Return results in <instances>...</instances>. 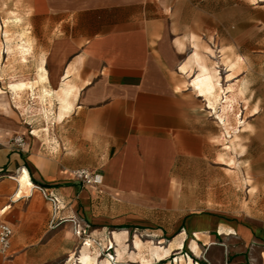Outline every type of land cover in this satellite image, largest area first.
<instances>
[{
	"label": "crops",
	"instance_id": "obj_1",
	"mask_svg": "<svg viewBox=\"0 0 264 264\" xmlns=\"http://www.w3.org/2000/svg\"><path fill=\"white\" fill-rule=\"evenodd\" d=\"M148 1L0 0V33L8 13L18 24L12 33L38 35L11 63L0 50V82L12 80L14 100L31 98L15 106L11 126L0 119V183H18L7 206L0 186V223L14 231L10 259L0 255V264H58L70 254L98 264L86 247L74 253L84 228L120 232L125 253L120 241L131 231L156 232L159 242L141 241L162 264L173 254L174 264H264V221L182 213L197 209L196 198L181 201L173 186L197 178L210 154L212 120L197 98L210 110L211 73L201 58L181 67L191 74L195 63L189 86L197 97L170 79L155 55L164 44H150L142 20ZM11 136L25 138V151L6 144ZM78 170L101 174V186L76 180ZM35 191L56 197L58 209L23 201Z\"/></svg>",
	"mask_w": 264,
	"mask_h": 264
},
{
	"label": "rangeland",
	"instance_id": "obj_2",
	"mask_svg": "<svg viewBox=\"0 0 264 264\" xmlns=\"http://www.w3.org/2000/svg\"><path fill=\"white\" fill-rule=\"evenodd\" d=\"M142 20L144 23L147 21L150 44H164L155 55L166 59L165 69L170 79L178 82L180 88L188 89L197 97L189 86V81L198 70L195 63L192 65L193 73H179L181 67L192 58H201L210 73L219 74L224 89L234 84L240 86L232 91L235 107L231 115V135L226 133L216 114L207 109L204 99L197 98L200 108L212 120L210 154L200 165L197 178L185 177L173 186L177 191L175 196L181 201L194 204L193 198H196L197 209L182 213L248 216L264 221V0H149ZM16 21L6 13V32L0 33V50L5 48L9 63L20 55L17 46L21 41L35 43L38 36L34 33H12L11 30L18 26H15ZM8 46L14 51L11 54ZM11 71V66L5 67L6 79L11 77ZM207 82L209 92L214 91L211 77ZM11 83L12 80L0 82L1 90L6 93L0 96V119H4L10 126L15 106H27L31 99L22 96L14 100ZM39 101L41 99L37 100L38 103ZM50 102L49 99L48 104ZM224 102V94H220L216 105L217 113ZM15 137L11 136L6 144L14 147L12 142ZM0 186L10 193L5 204L7 206L9 199L12 200L15 196L18 183H0ZM192 189L197 190L195 195L189 193ZM23 201H32L38 205L51 204L49 194L39 191L26 196ZM1 223L9 224L5 220ZM84 229L85 233L81 237L77 236L79 242L74 253L78 256L82 248L86 247L92 259L98 260V264H162L151 258L148 248L139 255L134 243L136 238L143 242L157 243L160 238L156 232L131 231L128 242L125 239L120 241L128 246L125 253V247L120 248L116 240V237H120V232L107 231L101 235L93 233L89 228ZM117 249L123 253L120 258ZM175 257L176 254H173L167 262L174 264ZM58 264L79 262L70 254Z\"/></svg>",
	"mask_w": 264,
	"mask_h": 264
},
{
	"label": "bare ground",
	"instance_id": "obj_3",
	"mask_svg": "<svg viewBox=\"0 0 264 264\" xmlns=\"http://www.w3.org/2000/svg\"><path fill=\"white\" fill-rule=\"evenodd\" d=\"M16 38V37H15ZM22 43L20 45H18V51L19 54H21L23 57L29 53V49L26 46V43L24 41H21ZM11 45V44H10ZM16 46V45H15ZM9 47V46H8ZM16 50V51H17ZM12 48L9 47L8 48V52L9 54L12 53ZM14 52V51H13ZM20 55V56H21ZM27 56V55H26ZM195 57V56H194ZM193 59V58H192ZM191 64V63H190ZM186 65V64H185ZM186 67V66H185ZM203 71V70H202ZM182 72V71H181ZM186 72V71H185ZM184 72V73H185ZM212 72V71H211ZM217 72V71H216ZM198 73V72H197ZM204 74V72H202ZM206 78L208 79L209 77H211L212 81L214 82V87L215 89H217L216 91H211L208 93V95L206 96V100L208 103V108L210 109V111L214 112V114H216L218 120L225 126L226 130H227V134L231 135V131L233 130V125L231 124V115L232 112L234 110L235 107V97H234V93L232 91H234L235 89H239V84H234L232 86H229L228 88L224 89L221 83V78L219 76V74H215V73H211V74H207L205 72ZM24 77V76H23ZM13 78V77H12ZM196 79V78H195ZM4 83V82H3ZM26 84V83H25ZM25 84H21V87L25 88ZM70 85V84H69ZM20 86V85H19ZM11 88H13L11 86ZM16 88V87H15ZM23 88V89H24ZM28 88V87H27ZM67 88V87H66ZM70 88V87H68ZM17 90V89H16ZM12 91V90H11ZM72 91V90H71ZM70 92V91H69ZM228 93H231L229 96H227ZM69 94V93H68ZM220 94H224V104L221 107V110L219 113L216 112V105L219 102L220 99ZM63 95V94H62ZM72 95V94H71ZM74 95V94H73ZM60 96V95H59ZM58 96V97H59ZM67 96V95H66ZM70 96V95H69ZM72 99V98H71ZM204 99V98H203ZM65 100V99H64ZM33 101V100H32ZM62 102V100H60ZM34 102V101H33ZM71 102V101H70ZM68 107V106H67ZM62 108V107H61ZM41 115V114H40ZM239 122V121H238ZM25 174V173H24ZM21 175V174H20ZM29 179V178H28ZM21 181V179H20ZM23 183V182H22ZM24 184V183H23ZM25 186V185H24ZM32 189V188H31ZM25 190V189H24ZM22 192V191H21ZM25 192V191H24ZM6 209V208H5ZM5 211H0V218L1 216H3ZM127 232H124V237L127 238ZM121 239V237H120ZM127 240V239H126ZM119 243V242H118ZM135 246L137 248V251L139 252V255L143 254V251L145 249V245L140 241L139 238H136L135 241ZM166 246V245H165ZM121 247V245H120ZM119 250V249H118ZM134 255V253H132ZM164 254V253H162ZM161 254V255H162ZM123 253L119 252L118 256L119 258L122 257ZM164 256V255H163ZM89 257V256H88ZM92 262V259L90 260ZM81 262V260H80ZM183 262V261H182ZM82 264H91L89 261L85 260L84 258L82 259ZM93 264V263H92ZM95 264V263H94Z\"/></svg>",
	"mask_w": 264,
	"mask_h": 264
},
{
	"label": "built area",
	"instance_id": "obj_4",
	"mask_svg": "<svg viewBox=\"0 0 264 264\" xmlns=\"http://www.w3.org/2000/svg\"><path fill=\"white\" fill-rule=\"evenodd\" d=\"M12 145L21 150L25 151L26 148V141L23 136H16L13 139ZM74 178L84 185L90 187H99L102 184V176L99 173H92L86 170H78L74 173ZM51 202L53 203L54 207L58 209L59 207V200L56 197L50 196ZM85 233V229H79L76 231V235L81 237L82 234ZM14 236V231L11 225L7 223H0V255L6 259H10V250L12 245V238Z\"/></svg>",
	"mask_w": 264,
	"mask_h": 264
}]
</instances>
